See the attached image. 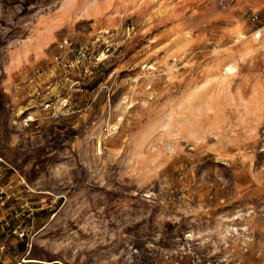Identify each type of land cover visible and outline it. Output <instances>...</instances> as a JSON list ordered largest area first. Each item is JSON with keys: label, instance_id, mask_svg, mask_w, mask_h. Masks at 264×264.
Here are the masks:
<instances>
[{"label": "rangeland", "instance_id": "1", "mask_svg": "<svg viewBox=\"0 0 264 264\" xmlns=\"http://www.w3.org/2000/svg\"><path fill=\"white\" fill-rule=\"evenodd\" d=\"M0 159L6 264H264V0H0Z\"/></svg>", "mask_w": 264, "mask_h": 264}, {"label": "built area", "instance_id": "2", "mask_svg": "<svg viewBox=\"0 0 264 264\" xmlns=\"http://www.w3.org/2000/svg\"><path fill=\"white\" fill-rule=\"evenodd\" d=\"M260 36V31H257L255 34H254V38H258ZM68 45V39L65 38L63 40V42L60 44V46H64V45ZM44 108H49L50 110V114L51 115H56V106L53 102H51L50 100H45L44 104H43ZM24 121L27 123V121H31V116H27ZM1 160V159H0ZM5 173L4 172H0V180L4 177ZM20 176V175H19ZM19 183H24V180L23 178L20 176V180H19ZM10 197V194L7 193V189H6V185L4 183H1L0 184V206L4 205V203L7 201V199ZM17 199L21 200V196L18 195L16 196ZM22 205H25V202H23ZM21 206V204H20ZM16 216L18 215H21L23 214V210H21L20 212H16L15 213ZM26 215H28L26 213ZM13 230L14 232L17 233V235L19 237H22L25 235V229L18 223L16 224L14 227H13ZM12 230L10 228H8V222L7 221H4L3 219H0V234H4V235H8ZM7 251H8V246L6 243L4 242H1L0 243V264H4L5 262V259L8 258V254H7ZM27 259H25V255L22 256L18 261L16 262H13L11 264H24ZM3 262V263H1Z\"/></svg>", "mask_w": 264, "mask_h": 264}, {"label": "crops", "instance_id": "3", "mask_svg": "<svg viewBox=\"0 0 264 264\" xmlns=\"http://www.w3.org/2000/svg\"><path fill=\"white\" fill-rule=\"evenodd\" d=\"M6 259H7V258H6ZM6 259H5V260H6ZM6 261H7V260H6ZM4 262H5V261H4ZM1 263H3V262H1ZM4 264H6V263H4Z\"/></svg>", "mask_w": 264, "mask_h": 264}]
</instances>
